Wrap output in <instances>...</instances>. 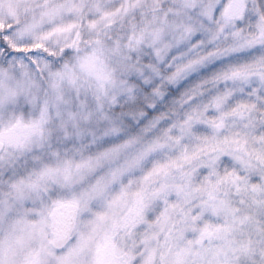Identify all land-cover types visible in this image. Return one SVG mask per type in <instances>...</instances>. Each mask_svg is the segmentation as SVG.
Masks as SVG:
<instances>
[{
  "label": "snow or ice",
  "instance_id": "6c2138e0",
  "mask_svg": "<svg viewBox=\"0 0 264 264\" xmlns=\"http://www.w3.org/2000/svg\"><path fill=\"white\" fill-rule=\"evenodd\" d=\"M0 264H264V0H0Z\"/></svg>",
  "mask_w": 264,
  "mask_h": 264
}]
</instances>
